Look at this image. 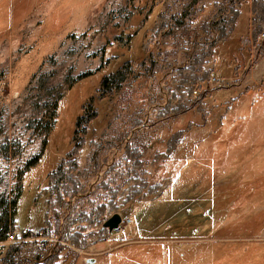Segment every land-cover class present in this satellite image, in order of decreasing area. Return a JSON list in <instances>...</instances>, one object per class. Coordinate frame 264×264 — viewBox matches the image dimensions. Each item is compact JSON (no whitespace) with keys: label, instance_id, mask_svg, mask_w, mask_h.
I'll list each match as a JSON object with an SVG mask.
<instances>
[{"label":"rangeland","instance_id":"rangeland-1","mask_svg":"<svg viewBox=\"0 0 264 264\" xmlns=\"http://www.w3.org/2000/svg\"><path fill=\"white\" fill-rule=\"evenodd\" d=\"M226 4L0 0V210L19 188L17 222L40 224L44 207L36 195L52 161L65 160L80 103L93 94L98 107L95 124L75 127L91 134L59 184L65 204L57 206L63 234L81 230L94 239L82 248L60 235L22 239L27 264H46L42 259L54 247L60 248L57 264H264V32L239 49L251 17L239 5L242 25L213 45L229 17ZM164 11L169 25L152 36ZM195 40L200 45L191 46ZM103 75H116L117 83L104 87ZM67 81H74V95L59 101L45 133L53 101L69 93ZM168 98L167 117L156 119L151 109ZM176 102L180 108L171 109ZM175 132L181 136L169 151ZM129 141L141 153L135 169L123 159ZM35 156L38 163L26 168ZM110 169L111 177L133 174L169 184L133 209L123 201L128 186L138 184L134 179L118 195L120 208L99 215L92 204L107 199L100 184ZM115 212L124 218L122 227L99 239V228L107 229L103 221ZM14 241L0 244V259Z\"/></svg>","mask_w":264,"mask_h":264},{"label":"trees","instance_id":"trees-1","mask_svg":"<svg viewBox=\"0 0 264 264\" xmlns=\"http://www.w3.org/2000/svg\"><path fill=\"white\" fill-rule=\"evenodd\" d=\"M226 9L224 12L229 14V17L225 19L222 23V26L218 27L217 35L214 40H212L213 45L221 44L227 41L230 36H233L235 30L237 31V27L242 25L243 15L242 9L239 8V5L247 6L248 13L251 15L248 25L246 23L244 26H248V34H246V38H241L240 47H243L245 43L247 46L254 44L256 42V38L260 33L264 32V0H226ZM222 12V11H220ZM166 12H162L158 15L157 24L152 31V36H156L159 33L163 32L169 24H167ZM152 39V38H151ZM119 42H122L121 36L117 38ZM146 41V40H145ZM123 43V42H122ZM193 43V45H192ZM190 43L191 46L200 45V40L194 41ZM249 44V45H248ZM145 46V45H144ZM143 46V47H144ZM192 52V51H191ZM204 63V62H199ZM238 69V68H237ZM103 75L101 78V83L104 87H108L111 84L117 83L116 75ZM82 77V76H80ZM84 78V77H82ZM74 84L73 82L67 81L66 90L70 88L69 93L64 96V92L59 93L55 100L53 101V107L48 114V121L46 122L45 133H48L55 121L57 119V105L59 101L64 100L71 102V98L74 95L75 87L71 88ZM200 99V97L198 98ZM95 97L93 94L86 97L85 102H81L80 109L82 112L78 114L75 118L74 129L69 136V140L67 141V150L65 152V160H61L60 162L52 161V168L50 172L47 174V184L44 188L37 192L36 197L38 199L43 200L44 210L40 213V224L34 227L31 226H21L19 222H17V207L19 203V198L21 196V189L14 193L13 198L10 202H6L5 208L0 210V244H3L10 235L13 236L15 240L13 244L9 246L6 250L5 255L0 259V264H23L27 261L25 260V255L27 254L20 252L19 242L22 239H33L37 237L42 238H52L57 235H60V238L67 242L69 246L74 248H82L86 244L88 240L94 239L95 233L93 232H82L81 230L70 231L63 234L61 232L62 226L59 225V211H57V206L64 205L65 199L62 190L60 189L59 184L66 179L68 173L73 171L76 160L75 156L77 151L82 147L85 140L89 141L90 134L85 133V128H75L78 125L90 123L93 120L97 121V107ZM172 100L168 98L165 104L162 107L156 105L151 110H155L157 112L156 119L165 118L168 114L165 112L170 108ZM60 104V103H59ZM180 102H176L175 106L171 109L178 110L180 108ZM98 108V107H97ZM151 118V117H149ZM93 124L96 123V121ZM137 125L139 123H136ZM97 125V124H96ZM141 133V131L136 132V136ZM180 132L173 133L170 138V146L168 147L169 151L173 149L180 138ZM45 141V140H44ZM130 143V141H129ZM126 145L123 159L126 160L127 163H130V166L135 169L136 166L141 165V153L138 149L130 144ZM55 149H58V146L54 144ZM57 152V151H56ZM39 158L36 156L33 157L30 161L27 162L26 168L32 165H36L38 163ZM112 172L110 169L106 174H103V178L101 180L100 187L103 190V193L107 196V199L103 198V200L99 203H93L92 209L96 210L99 215L104 214L108 211H116L120 208V204H115L118 198V195L122 189V187L128 184L131 181H135L138 183L136 186H128L127 191L125 192V199L123 203H130V208H137L141 206L145 201L154 200L156 197L160 195V193L164 190V188L169 184L167 183H148L145 179L139 176H133V174H118L111 177ZM167 184V185H166ZM2 201V199H0ZM128 209L122 210V215L127 214ZM82 213L78 214L77 217L69 218L68 226L77 221V219H81ZM107 229L99 228L98 233L101 235L99 239L103 240L106 238ZM53 250V249H52ZM60 248L54 247V250L46 255L43 262L46 264H57L56 259L59 255ZM29 255V254H27ZM70 257V256H69ZM68 257V259H69ZM32 262L35 261L31 259ZM66 260V257L65 259ZM70 261V260H69ZM70 264V263H69Z\"/></svg>","mask_w":264,"mask_h":264},{"label":"water","instance_id":"water-1","mask_svg":"<svg viewBox=\"0 0 264 264\" xmlns=\"http://www.w3.org/2000/svg\"><path fill=\"white\" fill-rule=\"evenodd\" d=\"M141 126H136L135 128L131 129L127 139L133 134V132L137 129H139ZM121 220V215L118 212L113 213L111 216H109L106 220L103 221L102 227H106L108 231H112L115 229L118 225V223ZM94 258H88L85 261L86 262H94Z\"/></svg>","mask_w":264,"mask_h":264},{"label":"built area","instance_id":"built-area-1","mask_svg":"<svg viewBox=\"0 0 264 264\" xmlns=\"http://www.w3.org/2000/svg\"><path fill=\"white\" fill-rule=\"evenodd\" d=\"M215 81H218L217 78H215L214 76H211V79H210V82H215ZM124 222V218L121 217V220L120 222L118 223L117 227L115 228L116 230H119L122 226L121 224ZM9 238H13L12 235L9 236Z\"/></svg>","mask_w":264,"mask_h":264}]
</instances>
